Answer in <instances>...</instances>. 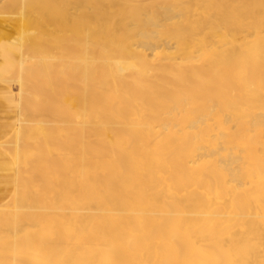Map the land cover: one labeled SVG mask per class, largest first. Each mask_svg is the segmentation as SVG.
<instances>
[{
    "label": "bare ground",
    "instance_id": "6f19581e",
    "mask_svg": "<svg viewBox=\"0 0 264 264\" xmlns=\"http://www.w3.org/2000/svg\"><path fill=\"white\" fill-rule=\"evenodd\" d=\"M46 1L0 264H264V0Z\"/></svg>",
    "mask_w": 264,
    "mask_h": 264
},
{
    "label": "rangeland",
    "instance_id": "374dc122",
    "mask_svg": "<svg viewBox=\"0 0 264 264\" xmlns=\"http://www.w3.org/2000/svg\"><path fill=\"white\" fill-rule=\"evenodd\" d=\"M1 1V0H0ZM23 1H25V2H23ZM26 1H29V2H27L26 3ZM35 1V2H34ZM39 1H44V3L45 2H47L46 0H39ZM53 1H55V2H59L58 3V6H63V2H62V0H60L61 1V5H60V1L59 0H53ZM4 2V3H3ZM8 2V0H2V2H0V7L2 6V7H5V3H7ZM11 2H20L19 4H17V6H18V9L17 10H21V8L22 9H25V7L26 6H30L31 8H27L26 10V15L28 14V16L29 17H31L33 14H34V9H40V12H38L37 13V17L35 16V15H33V16H35V17H33L32 16V18H40V17H42V15H43V13H44V11H43V8H44V5H43V3L42 2H38V0H9V4H7L6 5V8L5 9H9V10H11L12 8L15 10V8H17L15 5V3L12 5V3ZM32 2V3H31ZM33 2H34V4L35 5H38V4H40V7L39 8H36V6L35 5H33ZM22 3V4H21ZM38 3V4H37ZM26 4V5H25ZM8 5L11 7V9L10 8H8ZM19 5H21V6H19ZM24 5V6H23ZM21 7V8H20ZM33 7V8H32ZM31 10V11H30ZM34 10V11H33ZM37 10V11H38ZM36 11V12H37ZM43 11V12H42ZM30 12H32V13H30ZM35 12V13H36ZM41 14V15H40ZM39 15V16H38ZM0 20L1 21H3V23H5L8 27H10L11 29H13V31H14V33L17 35V37L19 38V39H21V42H22V44H21V51H20V55L21 56H23L22 58L19 56V59H18V61H16V63H15V65L12 67V69L10 70V71H8V72H6L3 76V79H2V81H3V83L4 84H6L8 87H10V89L13 91V93H14V96L15 95H17V97H16V99L18 100V102H19V111H20V119H19V122H18V124H17V126H16V128H15V130L13 131V133L1 144V147H2V149L6 152V153H8L11 157H13L12 159H13V161H14V155H13V151H14V148L15 149H18V148H23V146H25V144H27L26 143V141H25V136H26V134H27V131H29L30 130V128H33L34 126H35V121L37 122V120H39V119H42V120H47V122H48V119L49 120H51V118H49L48 116H43V117H39V118H36V116L34 115L35 113L34 112H31V109H29V108H32L33 109V107H34V105L33 104H35L36 102L38 103V101H36V99H35V101H34V99H33V102H32V98H33V96H34V90H33V88H32V86H31V88H27L28 89V91L26 92V93H24L22 96L18 93V91H19V87H18V81H17V79L14 77V75H15V73L16 72H20V73H22V77L21 78H28V77H30L31 75H30V73L28 72V69H27V67L31 64V62L33 61V55H34V52H33V50H32V41L30 40V38H28L26 35H23V34H21V32L15 27L14 28V26L12 25V24H10L9 22H7L6 20H4V19H1L0 18ZM16 29V30H15ZM33 29V30H32ZM35 29V30H34ZM30 31H36V28L35 27H33V28H31L30 27V29H29ZM24 39H25V41L26 42H24ZM31 42V43H30ZM32 57V58H31ZM22 59H24V60H22ZM32 59V61H30ZM28 60V61H27ZM11 73V74H10ZM30 87V86H29ZM33 90V91H32ZM15 91H17V92H15ZM29 92V94L30 95H28L27 93ZM22 97V98H21ZM26 98V99H25ZM28 99V100H27ZM40 99H42V98H40ZM35 102V103H34ZM32 104V105H31ZM28 106H30V107H28ZM28 107V108H27ZM25 111H26V113L27 112H29V113H27V115H26V113H25ZM23 115H25V116H23ZM29 115V116H28ZM36 119V120H34V118ZM28 119H30V120H28ZM31 119L33 120V121H31ZM26 121H28V122H26ZM31 122V123H30ZM50 122V121H49ZM50 124H47V125H45V127H48ZM31 126V127H30ZM29 127V128H28ZM21 146V147H20ZM40 147V146H42V145H35V147ZM38 147V148H39ZM12 149V151H11V149ZM42 148V147H41ZM22 150V149H21ZM34 160L35 159H33L32 161H30L27 165L28 166H26V167H28V169L29 170H37L36 169V167H35V163H34ZM35 161H37V159L35 160ZM34 164V165H33ZM16 169H17V171H18V178L19 177H22V174H23V172H22V170H23V166H22V169H21V167H18V166H16ZM40 170V169H39ZM36 172V171H35ZM22 179V178H21ZM23 183V184H22ZM20 186H22V187H20ZM25 189V190H23V189ZM28 188V187H27ZM22 189V190H21ZM28 190V189H27ZM24 191V192H23ZM25 191H26V184L22 181V180H20V179H17V182H16V185H15V188H14V191L12 192V194L8 197V199L6 200V201H4V203H2L1 205H7V206H9L10 208H13L14 206H15V204L17 205V204H19L20 203V201H21V199H23V198H26V199H29L31 196H30V194H32V193H30L31 191H30V188H29V190L28 191H26V193H25ZM30 191V192H29ZM29 192V193H28ZM23 193V194H22ZM27 193H28V197L27 196H25V195H27ZM23 195V196H22ZM18 196V197H17ZM25 196V197H24ZM15 197V198H14ZM21 197H23V198H21ZM20 198V199H19ZM18 199V200H17ZM18 201V202H17ZM23 201V200H22ZM21 201V202H22Z\"/></svg>",
    "mask_w": 264,
    "mask_h": 264
},
{
    "label": "crops",
    "instance_id": "0c3cea01",
    "mask_svg": "<svg viewBox=\"0 0 264 264\" xmlns=\"http://www.w3.org/2000/svg\"><path fill=\"white\" fill-rule=\"evenodd\" d=\"M9 28L0 20V51H2L0 52V205L12 194L17 180L16 165L12 157L1 147V144L13 133L20 119L19 102L10 87L2 81L3 74L10 71L18 61L22 44L13 29ZM3 66L5 68L7 66V70Z\"/></svg>",
    "mask_w": 264,
    "mask_h": 264
}]
</instances>
